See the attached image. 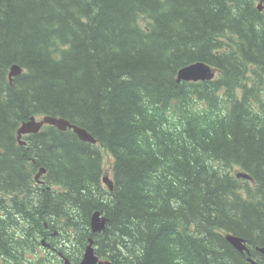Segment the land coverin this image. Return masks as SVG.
<instances>
[{"label": "trees", "instance_id": "16d2710c", "mask_svg": "<svg viewBox=\"0 0 264 264\" xmlns=\"http://www.w3.org/2000/svg\"><path fill=\"white\" fill-rule=\"evenodd\" d=\"M263 23L252 0L0 1V264H46L55 229L76 260L92 238L114 264H264ZM196 62L218 77L178 83ZM44 116L98 143L45 126L21 145Z\"/></svg>", "mask_w": 264, "mask_h": 264}, {"label": "water", "instance_id": "95a60500", "mask_svg": "<svg viewBox=\"0 0 264 264\" xmlns=\"http://www.w3.org/2000/svg\"><path fill=\"white\" fill-rule=\"evenodd\" d=\"M2 1V0H0ZM22 73V68L18 65H15L12 67L10 72V79L12 80L15 76ZM215 77V72L212 70V68L204 63V62H196L191 65L185 66L178 72L177 80L178 83L182 82H205L212 80ZM53 126L56 127L60 131H66L68 129L73 130L74 133L80 138L83 142H89L94 145L97 144V140L94 139L87 130H85L83 127L77 126L75 124H72L71 121L61 118V117H55V116H45L41 119H37L35 117L31 118L30 121L25 122L20 129L18 130V139L20 141V144L26 145L27 143L25 141H22V137L26 135L36 134L41 131V129L46 126ZM46 170L42 168L40 172L37 174V179L40 178ZM239 177H243L244 179H251V176L248 174L240 173L238 174ZM103 182L108 185V187L113 190V181L109 177H104ZM107 219L105 216L102 215L101 212H96L93 214L92 218V232L93 234H96L98 232H101L106 227ZM229 241L232 243V245L239 250L240 252L246 251V246L244 245L243 239L241 238H233L229 237ZM95 240L90 239L89 244L87 245L83 259L79 264H114L109 259H101L97 253H96V247H95ZM258 251L264 255V247L258 248ZM247 252V251H246ZM247 254L250 256V252H247ZM249 261H253L251 258H248ZM65 264H71L70 260L68 258H65ZM253 264H257L253 261Z\"/></svg>", "mask_w": 264, "mask_h": 264}, {"label": "flooded vegetation", "instance_id": "af4514ba", "mask_svg": "<svg viewBox=\"0 0 264 264\" xmlns=\"http://www.w3.org/2000/svg\"><path fill=\"white\" fill-rule=\"evenodd\" d=\"M259 1V5L257 4L256 0H252V4L255 5L258 8V11L264 15V0H257ZM218 75V73H217ZM114 189V188H113ZM106 217V216H105ZM107 219V217H106ZM107 223V222H106ZM46 229H48V231L50 230V228L46 227ZM101 233V232H100ZM43 243H42V247L44 249V252L48 255V257L50 258V261L53 260H57L59 263L64 264V259L68 258L70 260L71 264H79L83 258L84 252L81 255L80 260L77 259L71 255H69L67 252V255H65L61 250H62V244H67L65 243V241L67 239H64L60 242L59 239H62V233L55 230L54 233H47L44 235L43 237ZM95 244V243H94ZM60 245V246H59ZM57 246V247H56ZM43 253H41L42 255ZM46 264H48L46 262Z\"/></svg>", "mask_w": 264, "mask_h": 264}, {"label": "rangeland", "instance_id": "374dc122", "mask_svg": "<svg viewBox=\"0 0 264 264\" xmlns=\"http://www.w3.org/2000/svg\"><path fill=\"white\" fill-rule=\"evenodd\" d=\"M239 2H242V1H245V0H238ZM256 2H257V4L259 5V1H257L256 0ZM263 15V14H262ZM263 26H264V23H263ZM223 37V36H222ZM221 37V38H222ZM218 77V75L214 78V79H216ZM213 79V80H214ZM103 154H104V159H105V168H106V174H105V177L107 176V177H111L112 178V166H113V162H114V158H113V156L109 153V152H107V151H105V150H103ZM38 185H41V186H43L40 182L38 183ZM104 187L105 188H107V186L104 184ZM90 229H91V231H92V227H91V224H90ZM55 230H57V231H59V232H61V229H55ZM55 230H51L49 233H54L55 232ZM62 233V239H59L60 240V242L62 241V240H64V239H67L66 238V233L64 232V230H63V232H61ZM67 247V245H62V252L65 254V255H67V250L65 249ZM84 252H85V249H84ZM47 263L48 264H61V263H59L57 260H51V262L50 261H47Z\"/></svg>", "mask_w": 264, "mask_h": 264}, {"label": "bare ground", "instance_id": "6f19581e", "mask_svg": "<svg viewBox=\"0 0 264 264\" xmlns=\"http://www.w3.org/2000/svg\"><path fill=\"white\" fill-rule=\"evenodd\" d=\"M89 133V132H88ZM90 134V133H89ZM91 135V134H90ZM92 136V135H91ZM93 137V136H92ZM94 138V137H93ZM80 139V138H79ZM95 139V138H94ZM85 143H89V142H85ZM90 144H92V143H90ZM45 169V168H44ZM46 170V169H45ZM47 173V171L40 177V178H38L37 179V175L35 176V181H42V178H43V176L45 175ZM44 182V181H43ZM92 218H93V216H92ZM92 218H91V227H92ZM106 228V227H105ZM105 230V229H104ZM103 230V231H104ZM102 232V231H101ZM93 233V232H92ZM98 233H100V232H98ZM97 234V233H96ZM229 237H233V238H236V236H234L233 234H227L226 235V240L228 241V243H230L231 245H232V243L229 241ZM238 238V237H237ZM91 239V238H90ZM242 239V238H241ZM243 242H244V245L246 246V244H245V240L243 239ZM63 246L64 245H66V244H62ZM60 246V245H59ZM233 246V245H232ZM57 247V246H56ZM87 247V246H86ZM66 248H68V247H66ZM246 248H247V246H246ZM86 249V248H85ZM257 250H258V248H257ZM246 251L247 252H249L248 251V248L246 249ZM241 252V253H247V252ZM251 262V261H250ZM252 264H253V261L251 262ZM258 264V263H257Z\"/></svg>", "mask_w": 264, "mask_h": 264}]
</instances>
